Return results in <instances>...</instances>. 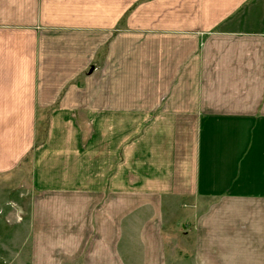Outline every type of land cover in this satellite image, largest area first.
<instances>
[{"label":"crops","instance_id":"1","mask_svg":"<svg viewBox=\"0 0 264 264\" xmlns=\"http://www.w3.org/2000/svg\"><path fill=\"white\" fill-rule=\"evenodd\" d=\"M257 2L259 0H0L1 118L13 117L14 108L30 100L29 84L24 77L27 79L29 73L31 31L72 30L73 36L80 34L85 38L100 32L104 40L112 39L104 52L108 63L111 59L124 61V58L114 57L119 53L115 46L120 39H153L159 46L157 60H151L156 73L151 79L150 95L143 93L139 85L131 101H125L118 89L110 93V97L106 96L109 97L106 106H95L102 113H93L108 119L98 126L101 134L122 132L124 126L119 123L109 126L110 118L135 119V169L142 175V168L146 166L142 156L148 151L150 176L144 179L135 174L132 184L118 188L121 186L119 166L114 168L103 160L97 162L88 157L85 177L77 176L75 188L72 176L49 182V185L35 182L32 189L36 206H44L45 214L54 208L63 213L67 208L72 212L73 208L82 206L80 219H86L93 230H104L109 225L121 228L122 213L110 207L120 208L128 195L174 189L181 201L194 198L199 204L201 197L218 199L208 205L204 216L201 219L198 216L191 226L197 232L196 245L262 247L261 252L247 253L244 260L248 264H264V0H261V14L238 13L239 7ZM99 65L93 62L91 67ZM82 83L80 78L73 79V91ZM63 90V87L59 89L53 102L62 105L68 99L69 93L61 94ZM76 98L73 94V101L76 102ZM94 98L99 102L98 96L88 97L87 101L95 102ZM106 98L103 95V99ZM55 109L45 111L43 118L47 119V125L42 126V134L38 135L41 141L48 139ZM89 111L94 117L93 110ZM161 134L183 136L179 141L168 142L162 140ZM34 141L27 133L18 148L8 141L0 146V171L8 173L20 158L27 159L31 152L35 154ZM123 145L124 141L116 150L119 163L127 157ZM174 149L179 151L174 152ZM157 167L165 176L164 191L156 190ZM62 182L67 186L56 185ZM223 213L230 217H222ZM151 215L148 223L143 219L144 234L151 243L159 245L162 225ZM74 221L77 223L78 218ZM69 223L68 227L73 228V220ZM102 235L101 246L109 250L110 240ZM214 253L219 255V251ZM230 257L231 261H239V258L234 259L237 254Z\"/></svg>","mask_w":264,"mask_h":264},{"label":"rangeland","instance_id":"2","mask_svg":"<svg viewBox=\"0 0 264 264\" xmlns=\"http://www.w3.org/2000/svg\"><path fill=\"white\" fill-rule=\"evenodd\" d=\"M222 8L228 9V6ZM245 12L261 14V0L249 7H239L238 13ZM30 33L28 81L24 77L29 84L30 100L28 104L20 102L14 108L13 117L0 116V146L8 141V144L18 148L20 141L29 133L35 140L36 153L31 152L27 159L20 158L8 173L0 171V264H248L244 260L247 253L252 250L261 252L262 247L197 246V232L191 226L198 216L200 219L204 216L208 211L207 206L218 199L201 197L199 204L194 198L181 201L174 189L161 194L128 195L120 208L111 206V209H118L117 212L122 213L120 229H115L113 225L104 230L91 229L86 219H80L82 206L73 208L72 212L67 208L68 211L64 210L63 213L54 208L47 214L44 206L37 207L32 189L35 182L49 185V182L72 176L75 188L77 176L85 177L88 157H93L97 162L103 160L114 168L119 166L121 186L118 188L132 184L135 174L144 179L150 176L151 157L148 151L142 156L146 165L142 168V175L135 169V119L128 116L110 118L109 126L119 123L124 126L122 132L101 134L99 127L103 120L108 122V119L93 113H102L95 106H106L110 93H116L118 89L123 96L121 99L125 101L133 97L131 95L139 85L143 93L150 95L153 89L151 79L156 73L151 60H157L159 46L153 39H120L115 46L119 53L114 57L124 58V61L111 59L108 63L104 59V52L107 42L112 39L104 40L99 36L100 32L89 34L88 38L80 34L73 36L72 30H38ZM93 62L100 64V67H91ZM79 78L83 83L73 91V79ZM88 81L89 86H86ZM61 86L64 89L61 94L67 92L69 97L59 105L53 99ZM24 90L27 92L26 87ZM73 94L77 97L76 102L73 101ZM103 95L109 97L103 99ZM93 96H98L99 102L96 98L95 102L87 101L88 97ZM125 104L133 105L132 102ZM91 105L95 108L91 109ZM53 109L51 129L44 142L38 137L47 120L43 116L46 110ZM88 110H93L94 117L90 116ZM161 135L162 140L168 142L179 141L183 136ZM122 141L127 157L123 163H119L116 150ZM177 150L174 149V152ZM157 165L160 166V163ZM36 167L38 172L35 173ZM158 171L156 190H163L165 176L160 168ZM56 185L67 186V183ZM184 203L188 206H184ZM196 205L199 206L198 210ZM151 211L154 212L152 215ZM150 215L162 225L159 245L151 243L144 234L146 223H143V219L148 223ZM221 216L230 217L228 213ZM76 217L77 223L74 221ZM46 218L48 222H45ZM71 220L73 228L68 227ZM103 233L110 240L109 250L101 246ZM218 251L219 255L214 253ZM231 254H237L234 259L239 258V261H231Z\"/></svg>","mask_w":264,"mask_h":264}]
</instances>
